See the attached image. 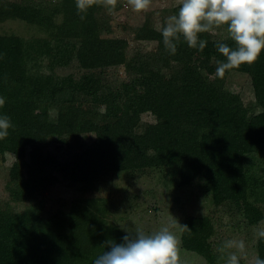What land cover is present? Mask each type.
<instances>
[{"label":"trees","instance_id":"1","mask_svg":"<svg viewBox=\"0 0 264 264\" xmlns=\"http://www.w3.org/2000/svg\"><path fill=\"white\" fill-rule=\"evenodd\" d=\"M105 9L97 3L78 13L75 0H0V25L20 21L45 33L31 39L0 33V98L5 100L0 116L12 123L0 139V160L13 156L11 180L21 181L25 160L31 181L51 168L76 176L86 188L115 174L135 176L167 166L179 176L180 188L203 179L216 208L249 200L264 204V177L254 173L251 161L264 154V49L254 63L219 78L215 60L223 57L216 46L235 47L228 36L198 34V40L207 41L202 51L180 37L173 55L163 44L162 27L145 20L133 29L134 40L156 47L128 58L127 40L107 35ZM72 62L89 72L123 67L128 80L111 100L118 111L112 106L88 111L77 103L55 76L56 68ZM230 74L249 78L251 102L245 104L226 88ZM146 114L153 123L142 122ZM87 134H94L91 145L63 163L43 151L50 141L70 146L69 140ZM21 195L14 193L15 199ZM106 202L76 200L65 219L46 226L0 213V264H94L108 250L102 246L120 244L125 236L108 221ZM183 226L181 248L215 264L212 220L188 216ZM255 247L256 256L264 259V238Z\"/></svg>","mask_w":264,"mask_h":264},{"label":"rangeland","instance_id":"2","mask_svg":"<svg viewBox=\"0 0 264 264\" xmlns=\"http://www.w3.org/2000/svg\"><path fill=\"white\" fill-rule=\"evenodd\" d=\"M180 6V0H151L147 11L136 13L127 5L126 0H117L115 11L109 14L105 9L101 16L110 29L107 33L109 37L127 40V57L130 58L137 53H150L156 47L155 43L134 40L133 29L145 20L155 28L162 27L170 16L178 13ZM0 33L15 34L24 39L45 37L42 31L20 21L1 24ZM210 33L220 40L228 36L223 27ZM103 35L106 36L105 33ZM55 76L62 87L72 93L78 104L88 108V111L97 109L100 112L106 111L109 106H112L113 112L118 111L117 103L114 104L115 108L112 105V96L128 80L123 67L89 72L79 69L75 62L68 67L56 68ZM225 85L230 91L239 94L245 104L252 101L247 76L230 74ZM142 122L153 123L154 119L146 114L142 116ZM93 141L94 134L81 136L78 141L69 140L70 146L53 140L43 147V151L63 163L70 159L71 154L90 146ZM251 161L254 173L264 177V154L253 157ZM14 162L10 154H6L3 161L0 160V213L23 215L29 223L39 220V224L46 226L65 219L74 201L96 197L107 200V219L114 225L118 235H134L138 231L152 235L162 227L170 226L173 219L183 226L188 216H207L215 228V234L210 240L217 257L215 264H227V253L221 258L222 254L217 251L227 241L244 242L246 256L240 255L239 264H253L256 257V232L264 230V204H252L249 200V204L240 203L235 208H216L203 179L180 188L176 171L166 166L135 176L115 174L86 188L77 181L76 176H64L51 168H45L39 178L31 181L25 163L21 164L23 178L15 182L9 174ZM17 192L22 195L15 199L14 193ZM170 230L179 242L178 264H210L197 254L181 248L182 229L179 226Z\"/></svg>","mask_w":264,"mask_h":264},{"label":"clouds","instance_id":"3","mask_svg":"<svg viewBox=\"0 0 264 264\" xmlns=\"http://www.w3.org/2000/svg\"><path fill=\"white\" fill-rule=\"evenodd\" d=\"M133 12L148 10L151 0H126ZM101 3L112 14L117 6V0H75L78 13H84L93 5ZM178 13L170 16L161 28L165 49L175 54V41L183 37L189 48L203 50L207 41L198 40V34L213 32L226 27L228 38L235 47L225 43L217 44V51L223 59H216L215 76L222 78L227 71L239 68L242 64L254 63L264 49V0H180ZM81 20L84 16L81 15ZM215 59V58H214ZM5 100L0 98V107ZM12 127L9 117L0 116V139L8 135ZM180 226L173 219L170 226L162 227L152 235L142 231L134 235H125L123 242L116 244L108 242L103 251L94 259V264H178V239L170 230ZM256 236L264 238V230H257ZM235 249V251H228ZM222 254L227 253V264H239L240 255L246 256L243 241H227L217 249ZM239 254V255H238ZM253 264H264V259L257 255Z\"/></svg>","mask_w":264,"mask_h":264}]
</instances>
